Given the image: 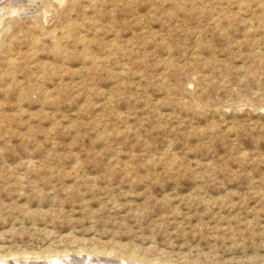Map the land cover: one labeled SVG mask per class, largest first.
Here are the masks:
<instances>
[{"label": "rangeland", "instance_id": "obj_1", "mask_svg": "<svg viewBox=\"0 0 264 264\" xmlns=\"http://www.w3.org/2000/svg\"><path fill=\"white\" fill-rule=\"evenodd\" d=\"M53 261L264 264V0H0V264Z\"/></svg>", "mask_w": 264, "mask_h": 264}, {"label": "bare ground", "instance_id": "obj_2", "mask_svg": "<svg viewBox=\"0 0 264 264\" xmlns=\"http://www.w3.org/2000/svg\"><path fill=\"white\" fill-rule=\"evenodd\" d=\"M245 1H246V0H245ZM242 2H243V1H242ZM258 2H259V1H258ZM243 3H244V2H243ZM258 6H259V5H258ZM262 13H263V12H262ZM109 45H110V44H109ZM111 45H112V43H111ZM111 45H110V46H111ZM10 60H11V59H10ZM10 60H9V61H10ZM9 61H8V62H9ZM9 64H10V62H9ZM250 73H252V72H250ZM252 74H253V73H252ZM252 78H254V77H252ZM182 88H183V87H182ZM180 91H181V90H180ZM134 255H135V253H134ZM134 255H132V256H134ZM128 258H130V257H128ZM132 258H133V257H132ZM134 259H135V257H134ZM49 260H50V259H49ZM60 260H61V259H60ZM63 260H64V259H63ZM65 260H66V259H65ZM36 261H37V260H36ZM88 261H89V260H88ZM138 261H139V260H138ZM22 262H25V261H22ZM26 262H27V261H26ZM26 262H25V263H26ZM44 262H46V260H45ZM71 262H72V261H71ZM89 262H90V261H89ZM89 262H88V263H89ZM3 263H4V261H3ZM5 263H6V262H5ZM27 263H28V262H27ZM46 263H47V262H46ZM49 263H50V261H49ZM49 263H48V264H49ZM52 263H53V264H59V261H56V262L53 261ZM52 263H51V264H52ZM95 263H96V261H95ZM96 264H97V263H96Z\"/></svg>", "mask_w": 264, "mask_h": 264}]
</instances>
